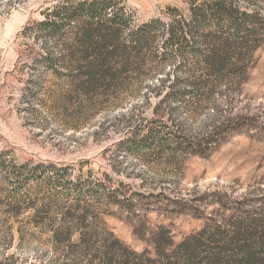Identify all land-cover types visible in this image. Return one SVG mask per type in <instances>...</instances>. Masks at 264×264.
Returning <instances> with one entry per match:
<instances>
[{"label":"rangeland","instance_id":"obj_1","mask_svg":"<svg viewBox=\"0 0 264 264\" xmlns=\"http://www.w3.org/2000/svg\"><path fill=\"white\" fill-rule=\"evenodd\" d=\"M200 17L216 45L184 39ZM90 31L127 48L115 81L82 44ZM229 39L230 65L247 68L226 84L203 67ZM87 225L102 241H80ZM252 234L264 0H0V264H125L114 238L156 262L189 242L205 258Z\"/></svg>","mask_w":264,"mask_h":264},{"label":"trees","instance_id":"obj_2","mask_svg":"<svg viewBox=\"0 0 264 264\" xmlns=\"http://www.w3.org/2000/svg\"><path fill=\"white\" fill-rule=\"evenodd\" d=\"M62 11L63 14H66L68 9H63ZM58 15L60 16V13L57 14V17ZM198 21L200 22V24H202V27H198V30L196 32L187 33L184 39L186 41L187 39L194 41H200V39H205L206 41L212 42L216 45L217 41L214 38L209 39L208 37L203 36V32L205 29L204 27H207L209 25V20L203 17ZM244 28L245 27L237 28L235 31V36L238 37V35L241 34V29ZM145 30L146 31L143 32V34H141L139 38H142L152 33L151 28H147ZM90 32V35L87 36V40H82V44H85V46L89 47L91 46L90 49L94 50V54L97 56L98 61H100L101 66L105 65V80H108V82L115 81L118 78L117 74L120 73L116 71L115 67L121 64L123 60L127 58V48L120 44L114 43V39H112L114 33L105 34L104 42L101 38H99L98 33L96 31ZM170 32L171 38L167 40L164 45L166 49L173 50V48L176 47V45L178 44V39L174 28L171 29ZM93 40H95L96 42L94 43ZM136 42L141 41L138 40ZM93 44L95 45L92 46ZM233 48L234 44L232 43V41H230V39L227 41L225 40L218 47H213L210 51V59L206 61L208 63H206L203 67L207 70L206 74L208 75L210 73L212 75H215L219 78V82H225L226 84L229 83L226 82V80H229L227 78V75L231 73V68H234L240 71V73L244 74L247 68L245 63L244 65H230L232 58L229 56V53L234 50ZM180 54L181 56L183 55V53ZM99 75L103 76V73H99ZM176 83L179 84L180 82L176 81ZM177 84H174V86L171 87L173 92L170 95L173 97H179L184 95L179 91V89L176 88ZM108 88H112L111 84H108ZM85 230L86 232L81 234V242H84L86 240V237L89 241H102L101 234L97 233L96 231H93L90 225H87L85 227ZM72 232L73 231L71 228H66L63 233H67L71 237ZM113 238L114 237L112 236V239ZM113 241L117 245L116 248L118 247V249H116L117 255L126 260L125 264H264V234L259 236L257 234H252L249 239L243 240L239 239L237 236H233L229 239V244L226 245V247L223 248L222 251L214 252V250H209L207 251V257L205 258H201L198 254H194V252L192 251H197L199 249V245L190 248L189 242L179 248L178 254H174L173 256L164 255V260L161 262L144 259L137 253H134L131 250L125 248L115 238L113 239Z\"/></svg>","mask_w":264,"mask_h":264}]
</instances>
